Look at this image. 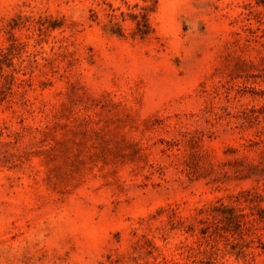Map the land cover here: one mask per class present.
Returning <instances> with one entry per match:
<instances>
[{
  "label": "rangeland",
  "instance_id": "1",
  "mask_svg": "<svg viewBox=\"0 0 264 264\" xmlns=\"http://www.w3.org/2000/svg\"><path fill=\"white\" fill-rule=\"evenodd\" d=\"M0 264H264V0H0Z\"/></svg>",
  "mask_w": 264,
  "mask_h": 264
}]
</instances>
